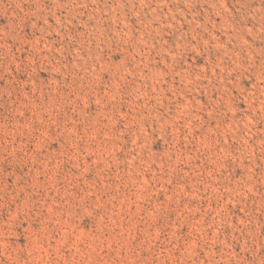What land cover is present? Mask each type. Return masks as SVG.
<instances>
[{"label": "rangeland", "instance_id": "374dc122", "mask_svg": "<svg viewBox=\"0 0 264 264\" xmlns=\"http://www.w3.org/2000/svg\"><path fill=\"white\" fill-rule=\"evenodd\" d=\"M0 264H264V0H0Z\"/></svg>", "mask_w": 264, "mask_h": 264}]
</instances>
